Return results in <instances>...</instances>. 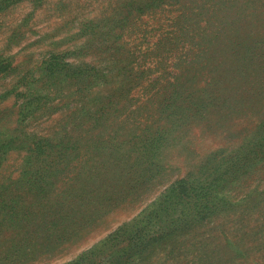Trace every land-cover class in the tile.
Masks as SVG:
<instances>
[{"label":"trees","instance_id":"16d2710c","mask_svg":"<svg viewBox=\"0 0 264 264\" xmlns=\"http://www.w3.org/2000/svg\"><path fill=\"white\" fill-rule=\"evenodd\" d=\"M162 5L176 14L169 38L150 51L126 47L127 52L124 43L120 47L128 55L109 58L102 69L46 61L17 95L20 102L0 106V264L30 262L50 252L34 248L23 252L24 259L10 258L12 246L25 248L35 224L50 248L72 241L88 216L101 211L89 205L139 198L141 189L168 168L165 151L189 155V134L196 127L205 122L230 132L229 124L264 103L262 0H146L143 8L155 15ZM251 34L259 38L252 39L253 48ZM9 68L10 63L0 66V74ZM93 92L102 95L95 103ZM51 110L65 112L53 133L24 131L27 118ZM259 117L236 150L221 157L214 153L213 161L172 181L101 246L143 251L175 229L228 207L237 211L238 203L231 202L237 195L229 193L245 184V173L264 157V113ZM253 148L249 161L246 154ZM74 203L86 211L71 214L79 209ZM240 243L233 244L231 264L244 255ZM98 245L66 264L92 260ZM262 258L245 263L264 264Z\"/></svg>","mask_w":264,"mask_h":264},{"label":"rangeland","instance_id":"374dc122","mask_svg":"<svg viewBox=\"0 0 264 264\" xmlns=\"http://www.w3.org/2000/svg\"><path fill=\"white\" fill-rule=\"evenodd\" d=\"M145 1L0 0V66L10 63L12 68L6 69V74H0V106H8L15 100L20 102L21 97L17 99V95L27 87V81L42 72L46 61L55 59L60 65L71 63L74 67L102 69L108 65L109 58L128 55L126 47L135 51L137 47L150 51L157 41H166L169 38L168 25L176 13L162 5L154 15L153 10H144ZM252 39L255 42L259 38L251 34ZM254 42L253 45L249 43V47L253 48ZM120 45L125 46V51ZM91 94L94 103L102 96L96 92ZM61 113L65 112H37L33 118H27L24 131L37 136L50 135L58 129L64 115ZM262 113L264 103L253 115L249 113L246 118L229 124L231 133L202 122L207 126L196 127L189 134L193 143L191 153L186 156L184 153L177 155L175 151H165L163 164L168 168L141 189L139 198L126 203L106 201L89 205L91 209L97 207L101 211L88 216L86 227L79 236L60 247L55 245L56 248H50L42 240L43 231L35 224V231L29 232L31 237L22 245L25 248L18 244L12 246L10 258L24 259L23 252L43 247L50 252L30 262L24 260L17 264H66L99 244L98 249L101 250L94 253L97 257L82 264H231L233 244L240 243L236 240L239 239L245 252L238 257L236 264H248L245 260L249 258L259 261L262 255L264 259V157L256 160L252 170L245 173V184L241 182L237 189L229 193L237 195L231 201L233 205L238 203L235 205L237 211H234L235 207H228L211 219L175 229L164 241L159 240L156 245L139 252L124 251L120 244L105 248L100 243L115 237V231L124 222L159 197L172 181L196 169L203 161H213L214 153L221 157L236 150L241 144V137H248L255 131V126L263 119L259 117ZM255 150L253 148L246 154L249 161L254 157L252 152ZM107 203L111 206H105ZM72 206L79 209L71 214L86 211L78 203Z\"/></svg>","mask_w":264,"mask_h":264}]
</instances>
